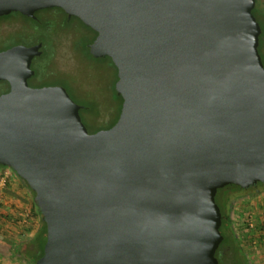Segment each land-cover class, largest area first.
I'll return each instance as SVG.
<instances>
[{
    "label": "water",
    "instance_id": "obj_1",
    "mask_svg": "<svg viewBox=\"0 0 264 264\" xmlns=\"http://www.w3.org/2000/svg\"><path fill=\"white\" fill-rule=\"evenodd\" d=\"M255 0H0L58 7L117 69L119 116L89 132L59 85L31 87L39 45L0 52V164L46 225L35 264H219V188L264 183Z\"/></svg>",
    "mask_w": 264,
    "mask_h": 264
},
{
    "label": "rangeland",
    "instance_id": "obj_2",
    "mask_svg": "<svg viewBox=\"0 0 264 264\" xmlns=\"http://www.w3.org/2000/svg\"><path fill=\"white\" fill-rule=\"evenodd\" d=\"M255 15L261 27V37L259 41V53L264 63V2L258 0L255 3ZM50 25L53 30H59V35L52 42V62L45 65L42 83L44 85H61L63 86L75 103L81 106L79 112L83 123L89 132H95L99 129L106 128L115 120L119 101L115 91V82L117 72L109 58H93L87 54L85 44L90 43L92 33L85 27L77 18H72L68 21L67 16L60 11H55L50 15ZM66 19V20H65ZM44 70V69H43ZM7 167V166H6ZM12 171L10 167H7ZM261 189V188H260ZM262 190V189H261ZM217 192L215 197L216 202L221 205L223 195ZM248 197V196H247ZM264 191H260L256 196H249V200L244 204L247 208L254 211L253 216H259L262 211L261 205L264 203ZM263 202V203H262ZM260 203H262L260 205ZM257 205L260 210H256L252 205ZM239 206H242L241 204ZM256 210V211H255ZM237 212V211H236ZM255 213V215H254ZM259 213V214H258ZM264 214V212H262ZM0 220L2 218L0 217ZM5 224V225H3ZM10 223L0 221V230H5L6 233H12L14 238L17 237L18 231H12ZM229 224L222 231L226 234ZM35 229V227H34ZM29 236L34 233L30 231ZM226 236V235H225ZM229 237V238H228ZM225 237L226 241L223 247H227L231 261L237 260V244L234 238ZM19 238V237H17ZM228 238V240H227ZM13 240V238H12ZM11 243L6 240V243ZM246 251H259L263 248L259 244L255 245L256 250L246 247V244H241ZM253 245V244H252ZM251 249V250H249ZM260 252V251H259ZM259 255V254H258ZM258 259V258H257ZM255 260V259H254ZM259 262L264 263V259L259 258ZM257 263V262H256ZM0 264H22V260L18 257L4 258L0 257Z\"/></svg>",
    "mask_w": 264,
    "mask_h": 264
},
{
    "label": "flooded vegetation",
    "instance_id": "obj_3",
    "mask_svg": "<svg viewBox=\"0 0 264 264\" xmlns=\"http://www.w3.org/2000/svg\"><path fill=\"white\" fill-rule=\"evenodd\" d=\"M36 11L34 12L33 16H27V15H24V14L17 12V11H12L8 14L0 15V52L6 50L8 48H11L13 46H16V45H23V46H28V47L39 45V47L37 49L39 53L37 55H34L31 59V62H30V69L33 71V73L27 78V84L31 87H42V86H49V85H44L42 83V81H43L42 77L44 76V75H42V73L44 74V71H46V69H45L46 63H48L47 66L50 67L49 62L50 61L52 62V59H53L52 58V56H53V51H52V43L53 42L52 41L55 38H57V36L59 35V32H60L59 30H64V29H60V28L58 29L57 28L56 30H53L52 27L49 28L50 35L52 37L50 40V42H51L50 46H48L46 44V41H45V37H44L45 33H44L43 29L38 28L39 27L38 24H40V23L35 25V28H37L38 30L32 31L33 33H30L29 24H27L26 23L27 21L24 20L22 17V16H24V17H30L33 19H39V18L41 19L43 15L41 16V14L36 13ZM12 13H14V14L11 15ZM17 13H19V14L17 15ZM7 15H8L7 18L4 17ZM67 18L69 20H71L73 18V16H71V17L67 16ZM40 19H39V21H40ZM42 27H45V26L43 25ZM40 30L42 32L41 34H40ZM101 57L105 58V56H101ZM95 58H99V57H95ZM48 69H47V71H48ZM59 86H61V85H59ZM9 89H10L9 83L6 80H0V94L8 92ZM222 188L223 189H221L222 191L220 193H222V195H223V201L224 202H221V212L222 213H221V225H220L219 229L222 232L224 230V228H226V225L229 224V228L227 229L226 234H224V232L222 234L224 236L226 235L225 237L230 236V238H234L233 242H235L237 244V247H236L237 248V250H236L237 260L238 261L242 260V258H243L242 255L245 254V256L247 255L246 256L247 261L243 262V260H242V263L255 264V262L252 260V258L249 257L248 252L246 251L245 248H243V251H245V252L244 253L242 252V254H241V248L240 247H242V245L240 244L239 239L237 237L234 221H235L236 213H241V214L244 213V215L242 216L244 219L246 216L252 215V212H251L252 210L247 208L244 204L249 200V196H252V195L256 196L258 193H260V191H264V183L257 182L254 186H250L247 188H241V187H232V188L229 187L228 188L226 186H224ZM219 191L220 190L218 189L217 192H219ZM217 192H216V195H217ZM216 195H215V197H216ZM215 201H216V199H215ZM240 204L242 206H239ZM238 208L241 209L240 212H236ZM262 212H264V209L262 210ZM228 238H227V240H228ZM225 242L226 241H224V243ZM226 248L227 247L222 246L221 252H222V255L229 257L230 254L227 251L228 249H226ZM237 260L234 261L235 264H238ZM234 262L231 261V264L232 263L234 264Z\"/></svg>",
    "mask_w": 264,
    "mask_h": 264
},
{
    "label": "crops",
    "instance_id": "obj_4",
    "mask_svg": "<svg viewBox=\"0 0 264 264\" xmlns=\"http://www.w3.org/2000/svg\"><path fill=\"white\" fill-rule=\"evenodd\" d=\"M2 179H5V185L2 188V197L0 201V217L2 218V220L0 221L10 223L8 225H10L11 228H13L12 231H18L17 235H19V232L23 231L22 228L24 226L26 227L29 221L30 222L32 221L33 226L30 231L34 232V230L38 226V218L34 216L35 209L33 205L34 201H33V196L31 194V191L7 167L5 168L0 167V180ZM262 203H260V205ZM252 206L253 207L255 206L254 208L257 207L256 210L257 209L258 211L260 210V208L257 205L254 204ZM261 209L262 210L264 209V203L261 205ZM240 211L241 209L238 208L237 212H240ZM251 212H252L251 219L254 222L253 228L247 227L246 219L242 217L244 213L243 214L236 213L234 225H235L236 234H237L240 244L245 243L246 247H248L249 245V248H253L254 250H256L255 245L257 244H259L260 246H263V248L259 250L260 252L258 250L257 251H247L249 257L252 258L255 264H260L259 258L264 259V214H262V211H261L259 216L258 215L253 216L254 211H251ZM5 216H8V217H6L5 219ZM16 221L18 223L17 226L14 225V222ZM262 226L263 228H261ZM30 231L29 233H31ZM12 238L14 239V237L12 236V233H6V231L3 229L0 230V245L1 246H3L4 248L8 247L7 245L9 244L8 242L6 243V240L12 241ZM261 264H264V263L261 262Z\"/></svg>",
    "mask_w": 264,
    "mask_h": 264
},
{
    "label": "trees",
    "instance_id": "obj_5",
    "mask_svg": "<svg viewBox=\"0 0 264 264\" xmlns=\"http://www.w3.org/2000/svg\"><path fill=\"white\" fill-rule=\"evenodd\" d=\"M257 1L258 0H255V3ZM263 2H264V0H263ZM256 7H257V5L254 6V8L252 9V13L255 16V18L257 19L256 15H255ZM55 11L62 12L64 14L65 18H66V15L67 14L61 8H58V7H49V8H43V9L37 10L36 13H40L41 16L43 15L41 19L39 18L40 21H39V19H33V18H30V17H24V16H22L23 19L27 21V22L26 21L25 22L27 24H29V31H30V33H33L32 31H37L38 29L35 28V25L38 24V23H40V24H38V26H39L38 28L39 29H43V31L45 33V35H44L45 41H46V44L48 46H50V43H51L50 40H51V37H52L50 35V31H49V28L51 27V25H50V22L51 21H50V18L49 17ZM13 14L14 13H12L11 15H13ZM18 14L19 13H17V15ZM4 17L7 18L8 15L7 16H4ZM73 18H77V17L73 16ZM77 19H79V18H77ZM68 21H70V20L68 19ZM79 21L85 27H87L89 30H91L90 31L92 33V36H91V39H90V43H91L94 40V38L96 37V34L97 33L92 28H90L89 26H86L80 19H79ZM43 25L45 27H42ZM41 33L42 32L40 30V34ZM260 37H261V33L259 35V41H260ZM85 46H86L87 54H89L90 56H92L90 54V52H89V45L85 44ZM258 47H259V44H258ZM258 51H259V49H258ZM105 58H109V57L108 56H105ZM263 65H264V63H263ZM113 66H114V68H115V70L117 72V69H116V67H115L114 64H113ZM116 80H117V75H116ZM116 96H117V100L119 101L118 114H117L115 120L112 122V124H110L109 126H107L106 128H103V129H107L110 126H112L116 122V120H117V118L119 116L120 108H121V103H122V98L118 94ZM0 167L5 168L6 166L0 164ZM12 172H13V174L16 177H18L26 185V187H28V185L26 184V182L23 179H21L13 170H12ZM226 187L232 188V187H239V186L238 185H234V184H230V185H226ZM28 189L31 191L32 196H34L33 191L29 187H28ZM221 189H223V188H219V190H221ZM33 205H34V209H35L34 216H36L38 218V226L34 230V233L31 236L28 235L29 234V231L31 230V228L33 226V222L32 221L31 222L29 221V223L27 224V226L26 227L24 226L22 228L23 231L19 232V235H17V237H19V238H17V237L14 238L11 241V243L9 245H7L8 247H6V248H4L3 246L0 245V255L2 257H4V258L5 257L6 258L7 257L8 258H10V257L11 258L12 257H18V258H20L22 260V264H35L36 260L43 254V246H44V243H45V240H46V225L42 221L40 212L37 209V207L34 204V202H33ZM218 206H219L220 211H221V205L218 204ZM6 217H8V216H5V219H6ZM14 225H16V226L18 225L17 221L14 222ZM261 228H263V226ZM220 232H221V230H220ZM221 234H222V232H221ZM224 240H225V236L223 235L222 241L220 242L221 244L216 249L215 256L217 257L219 264H231V258L228 257V256L226 257L225 255H222V252H221V248L223 246ZM240 248H241V254H242V252L244 253L245 251H243V247H240ZM246 256H245V254L242 255L243 262H246L247 261ZM242 260H240V261L237 260L238 261L237 263L238 264H247V263H242ZM234 264H235V262H234Z\"/></svg>",
    "mask_w": 264,
    "mask_h": 264
},
{
    "label": "built area",
    "instance_id": "obj_6",
    "mask_svg": "<svg viewBox=\"0 0 264 264\" xmlns=\"http://www.w3.org/2000/svg\"><path fill=\"white\" fill-rule=\"evenodd\" d=\"M4 185H5V179L0 180V201H1V197H2V188L4 187ZM245 219H246L247 226L249 228H253L254 222L251 219V215L246 216Z\"/></svg>",
    "mask_w": 264,
    "mask_h": 264
}]
</instances>
